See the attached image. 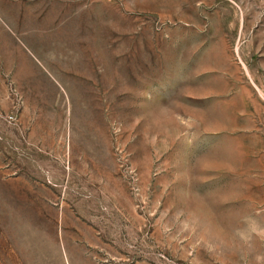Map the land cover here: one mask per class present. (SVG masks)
Returning a JSON list of instances; mask_svg holds the SVG:
<instances>
[{
	"label": "rangeland",
	"instance_id": "374dc122",
	"mask_svg": "<svg viewBox=\"0 0 264 264\" xmlns=\"http://www.w3.org/2000/svg\"><path fill=\"white\" fill-rule=\"evenodd\" d=\"M0 264H264V0H0Z\"/></svg>",
	"mask_w": 264,
	"mask_h": 264
}]
</instances>
